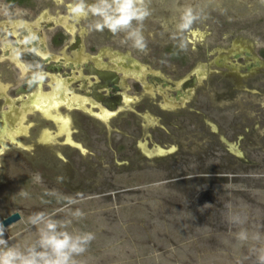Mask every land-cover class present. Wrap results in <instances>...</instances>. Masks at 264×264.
Listing matches in <instances>:
<instances>
[{
  "label": "rangeland",
  "instance_id": "1",
  "mask_svg": "<svg viewBox=\"0 0 264 264\" xmlns=\"http://www.w3.org/2000/svg\"><path fill=\"white\" fill-rule=\"evenodd\" d=\"M46 1L52 0L28 1L27 13ZM22 7L0 0V15ZM150 7L147 52L118 44L174 81L208 64L202 83L177 105L155 93H130L135 102L105 123L60 110L74 104L48 90L39 94L42 101L25 104V113L43 117L22 140L33 152L0 156V223L15 213L22 217L5 227L4 238L21 250L32 246L42 225L29 217L43 213L70 221L63 230L72 234H94L76 264H258L264 251V84L224 82L227 67L219 58L246 43L264 59V0H151ZM187 7L199 19L181 32L177 24ZM45 117L61 128L41 122ZM246 129L251 134L240 138ZM72 132L81 151L61 147L59 136ZM158 148L167 153L158 157ZM76 209L82 218L73 216ZM241 231L247 240L238 239Z\"/></svg>",
  "mask_w": 264,
  "mask_h": 264
},
{
  "label": "flooded vegetation",
  "instance_id": "2",
  "mask_svg": "<svg viewBox=\"0 0 264 264\" xmlns=\"http://www.w3.org/2000/svg\"><path fill=\"white\" fill-rule=\"evenodd\" d=\"M6 1L25 7L21 13L13 10L12 14L0 15V156L13 149L34 151L35 147L27 150L22 140L40 127L38 119L42 114L25 113V104L42 101L40 93L46 94L48 90L54 99L69 100L73 108L65 103L59 107L66 113L78 114L94 124L105 123L135 102L130 93L141 91L147 96L151 92L170 105L180 104L193 96L210 66L202 64L200 70L174 81L151 64L143 63L130 49H123L118 36L107 30L89 31L91 17L78 21L71 15L69 6L73 0L46 1L35 13H27L26 4L30 0ZM219 59V64L227 67V73L222 74L224 82L228 77L245 86L264 84V59L256 56L246 43L237 44L234 51ZM240 91L248 96L260 95L242 88ZM106 113L109 119L103 118ZM42 119L55 130L61 128V123ZM26 122L31 125L27 127ZM244 132L242 139L251 134L248 129ZM59 137L63 139L61 147L81 151L73 141V132ZM228 147L230 152L236 151L229 144Z\"/></svg>",
  "mask_w": 264,
  "mask_h": 264
},
{
  "label": "clouds",
  "instance_id": "3",
  "mask_svg": "<svg viewBox=\"0 0 264 264\" xmlns=\"http://www.w3.org/2000/svg\"><path fill=\"white\" fill-rule=\"evenodd\" d=\"M151 0H73L69 6L70 13L76 20H87L89 31L103 32L107 30L114 36H122V43L142 53L148 50L144 35L145 21L152 15ZM199 13L193 7L185 8L177 28L179 31L190 30ZM76 218H82L80 209L73 212ZM29 222L42 225L39 239L32 246L21 250L9 245L4 238L5 226L0 223V264H76L75 256L83 254L88 245L95 239L91 232L72 234L66 229L70 221L46 219L43 213H35L29 217ZM238 239H248V234L241 231ZM259 239L258 236L254 237ZM258 264H264V251L258 256Z\"/></svg>",
  "mask_w": 264,
  "mask_h": 264
},
{
  "label": "water",
  "instance_id": "4",
  "mask_svg": "<svg viewBox=\"0 0 264 264\" xmlns=\"http://www.w3.org/2000/svg\"><path fill=\"white\" fill-rule=\"evenodd\" d=\"M155 153H158V154H161V155H164L167 153V151L163 150V149H160L158 148L157 150L154 151ZM22 217L19 213H15L11 216H9L8 218L4 219L3 221V225L8 228L16 223H18L19 221H21Z\"/></svg>",
  "mask_w": 264,
  "mask_h": 264
}]
</instances>
